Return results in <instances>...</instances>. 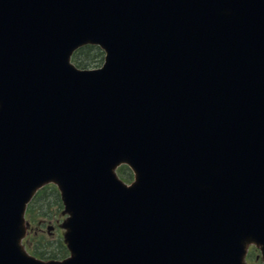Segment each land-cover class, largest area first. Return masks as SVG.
<instances>
[{"label":"water","instance_id":"water-1","mask_svg":"<svg viewBox=\"0 0 264 264\" xmlns=\"http://www.w3.org/2000/svg\"><path fill=\"white\" fill-rule=\"evenodd\" d=\"M85 43L101 67L70 62ZM48 182L63 260L20 243ZM250 243L264 261V0H0V264H245Z\"/></svg>","mask_w":264,"mask_h":264},{"label":"rangeland","instance_id":"rangeland-1","mask_svg":"<svg viewBox=\"0 0 264 264\" xmlns=\"http://www.w3.org/2000/svg\"><path fill=\"white\" fill-rule=\"evenodd\" d=\"M101 57L102 56H100L95 50H91L89 52L83 50L82 52H80V58H83L86 61L95 60L92 63L93 66H98L99 64H101ZM129 177H131V175ZM39 204L40 211L42 212L44 210L45 213H48V217H45L44 213H42L43 217L40 216V218L42 219L39 220L45 221L48 225L53 224L56 227L53 230V233H51L52 231L48 230L46 224H43V226H40L39 224L40 227H43V230L39 231L37 235L33 233L34 230L31 231V233L33 234L31 240H33L34 237V242L36 243L30 246L28 245L27 248L31 251H33L34 249V252L43 253L45 257H61L62 254H67L62 239V231H64L62 223L67 215L63 209L62 202L61 200H58V197H56L55 195L47 194L39 200ZM33 224L35 223L33 222ZM254 257L255 251L251 250V260H254Z\"/></svg>","mask_w":264,"mask_h":264},{"label":"trees","instance_id":"trees-1","mask_svg":"<svg viewBox=\"0 0 264 264\" xmlns=\"http://www.w3.org/2000/svg\"><path fill=\"white\" fill-rule=\"evenodd\" d=\"M83 50V49H82ZM91 50H95L100 56L103 55L102 51L98 48V47H95V46H87V49H85V51L89 52ZM102 58V57H101ZM95 60H84V59H80L79 63L82 65V66H92V63L94 62ZM126 172V171H124Z\"/></svg>","mask_w":264,"mask_h":264}]
</instances>
